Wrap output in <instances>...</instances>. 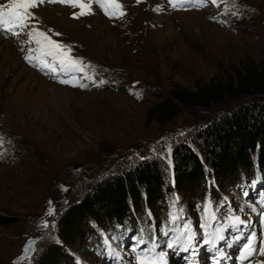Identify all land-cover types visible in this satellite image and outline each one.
<instances>
[{
  "label": "rangeland",
  "instance_id": "rangeland-1",
  "mask_svg": "<svg viewBox=\"0 0 264 264\" xmlns=\"http://www.w3.org/2000/svg\"><path fill=\"white\" fill-rule=\"evenodd\" d=\"M119 2L122 18H109L95 4L93 14L79 18L73 16L79 9L47 0L32 10L35 27L69 46L71 56L88 66L83 73L52 74L26 65V50L35 45L28 43L31 25L19 36L0 31V217L14 222L0 225V264L9 263L47 211L52 214V179L71 186L70 203L92 183L140 159L158 160L172 182L174 145L191 142L219 108L183 109L165 124L147 120L148 110L175 85L193 90L211 78L228 77L233 65L264 59V0H217L203 6H197L200 0H184L182 7L199 9L179 10H172V0ZM73 77L86 87L60 83ZM74 164L82 167L72 169ZM222 185L216 187L219 197L236 209L223 228L231 230V221H239L225 247L239 251V259L252 233L258 247L264 240V191ZM181 195L182 205L195 211L194 201ZM58 216L42 233L39 249L54 238ZM98 225L92 223L84 243L67 250L62 264L116 263L108 257V233ZM133 248L127 244L125 250ZM177 262L185 263L180 253ZM124 263L136 264L134 254L122 255L118 264Z\"/></svg>",
  "mask_w": 264,
  "mask_h": 264
},
{
  "label": "trees",
  "instance_id": "trees-1",
  "mask_svg": "<svg viewBox=\"0 0 264 264\" xmlns=\"http://www.w3.org/2000/svg\"><path fill=\"white\" fill-rule=\"evenodd\" d=\"M215 107L219 112L195 132L191 142L174 145L172 182L166 179L160 162L150 158L92 183L56 218L54 238L38 249L31 264H62L71 246L84 243L92 223L99 224L103 233L113 239L130 235L141 222L145 226L150 222L158 231L162 224L169 227L171 208L179 210V219L181 212L190 217L191 223L197 219L198 209L202 211L206 204L232 207L229 199L219 197L216 187L222 189V184L227 183L237 189L247 188L256 177L264 178V59L233 65L228 77L211 78L193 90L171 87L148 110L147 120L165 124L183 109ZM181 194L194 201L195 211L182 205ZM147 212L152 214L150 218ZM139 218L141 222L136 223ZM11 223L14 222L0 217V225Z\"/></svg>",
  "mask_w": 264,
  "mask_h": 264
},
{
  "label": "snow or ice",
  "instance_id": "snow-or-ice-1",
  "mask_svg": "<svg viewBox=\"0 0 264 264\" xmlns=\"http://www.w3.org/2000/svg\"><path fill=\"white\" fill-rule=\"evenodd\" d=\"M45 2L46 0H6L5 3H0V30L18 36L20 31L28 29L31 25V29L27 33L29 36L28 43L34 42L36 48L28 49V52L25 55L26 61L39 67L41 70H47L52 74H57L59 72H64L65 74L74 72L83 73L88 66H85L83 61L71 56V48L69 46L52 39L46 32L37 29L33 24L36 17L32 10ZM47 2L59 3L70 6L74 9H79L78 12L73 13L74 18L93 14L94 4L98 10H102L103 14L109 18H122L125 15L123 5L119 0H47ZM139 2L140 0H137V3ZM183 2L184 0H172V6L174 8L178 6L182 7ZM207 2L217 4V0H200V3L197 6H203V4ZM55 35H59V33H56ZM86 78L91 79L92 77L87 76ZM60 83L86 87L84 84H78L75 77L61 79ZM101 83H103V81H101ZM134 95H136L137 98H140L139 93H134ZM49 215H51V212ZM176 219H178V217L173 214L172 221L175 222ZM231 223L235 225L239 223V221L238 219H233ZM202 227L206 230L207 225L205 224ZM165 235H167V232H165ZM207 235H214L217 240L222 239L219 230H217L215 234H208L206 232V236ZM194 238L195 233L191 230V227L185 225L176 240L169 242L167 247L171 249L179 244L181 240H186V242L191 245ZM143 243L145 242L140 240L136 247L138 248L139 244ZM205 243H211V241L205 239ZM155 248V244L150 248H145L140 251L133 248L136 264H166L165 254L163 252L157 253ZM184 250L187 251L188 249L185 248ZM25 251L27 252L28 249L26 248ZM257 254L264 257V240L261 241L258 247L256 234L252 233L240 251L239 259L241 264ZM258 264H264V261H259Z\"/></svg>",
  "mask_w": 264,
  "mask_h": 264
},
{
  "label": "water",
  "instance_id": "water-1",
  "mask_svg": "<svg viewBox=\"0 0 264 264\" xmlns=\"http://www.w3.org/2000/svg\"><path fill=\"white\" fill-rule=\"evenodd\" d=\"M82 164H74L72 169L80 168ZM71 186L63 182L52 179L50 190V208L53 210L52 214L48 216L46 221L44 217L49 214L47 211L45 216L38 220L39 228L33 231H28L26 239L22 243L20 250L10 259L8 264H25L27 261L34 258L36 255L40 242L42 240V233L50 224V221L56 216L64 213L71 205L69 202V194L71 193ZM28 249L26 252L25 249Z\"/></svg>",
  "mask_w": 264,
  "mask_h": 264
},
{
  "label": "bare ground",
  "instance_id": "bare-ground-1",
  "mask_svg": "<svg viewBox=\"0 0 264 264\" xmlns=\"http://www.w3.org/2000/svg\"><path fill=\"white\" fill-rule=\"evenodd\" d=\"M6 2V0H0V3H5ZM7 48V47H6ZM10 50V52H11V48L9 49ZM7 51V50H6ZM32 231L33 230H36V229H31ZM259 261H264V257H262V256H260L259 257V259H257V261H256V263H258Z\"/></svg>",
  "mask_w": 264,
  "mask_h": 264
}]
</instances>
